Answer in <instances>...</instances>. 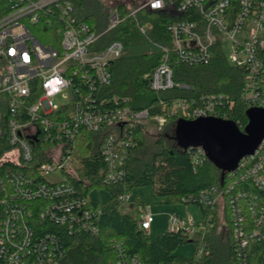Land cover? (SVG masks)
Instances as JSON below:
<instances>
[{
	"label": "built area",
	"instance_id": "built-area-1",
	"mask_svg": "<svg viewBox=\"0 0 264 264\" xmlns=\"http://www.w3.org/2000/svg\"><path fill=\"white\" fill-rule=\"evenodd\" d=\"M0 1L4 10L0 14V136L6 112L11 146L0 159V264H62L65 234L85 231L97 236L99 232V208L66 176H75L79 167L73 150L81 131L108 133L103 179L109 185L124 178L123 165L134 142L132 128L148 120L162 126L165 119L102 92L112 84V63L124 52L119 41L101 44L121 23L116 12L110 26L97 31L78 18L72 0ZM154 3L142 0L131 13L136 18L147 9L170 18L169 45L153 42L164 53L160 65L147 76L153 91L188 88L175 82L174 65H207L221 49L231 65L246 71L242 96L247 104L264 108V0H160L159 7ZM136 22L146 35V27ZM233 105L222 94L189 96L176 99L171 114L185 120H232ZM191 149L195 166L208 160L203 148ZM54 174L60 178L49 180ZM229 175L222 186L202 189L183 202L212 210L220 203L227 206L237 264H247L249 246L264 241V139ZM118 200L122 205L133 204L134 199L124 193ZM139 211V228L149 235L154 215L147 207ZM168 221V231L195 240L194 251L201 258L206 251V224L178 214ZM112 247L116 260L109 264H142L122 241H114Z\"/></svg>",
	"mask_w": 264,
	"mask_h": 264
},
{
	"label": "trees",
	"instance_id": "trees-1",
	"mask_svg": "<svg viewBox=\"0 0 264 264\" xmlns=\"http://www.w3.org/2000/svg\"><path fill=\"white\" fill-rule=\"evenodd\" d=\"M76 5V14L82 21L89 23L97 31L110 26V18L117 13L121 23L110 30L102 39L101 44L107 45L119 41L124 45V52L111 65L112 84L104 88L105 96L127 99V105L135 110H148L150 116H161L165 123L160 126L150 120L137 124L132 128L133 148L125 160V171L122 182L104 183L107 166L103 154V144L108 133L95 134L82 130L75 144L73 153L79 164L75 176L66 173L70 182L79 193L90 199L94 190H105L110 198L105 202L90 201L94 208H99L97 236L83 231L65 234L63 245L66 254L62 264H109L115 262L114 241H122L127 252L139 256L142 264H237L235 243L229 233L227 241L222 243L212 237L217 228V213L211 208L201 207L202 219L207 229L206 251L201 258L196 256V248L192 256L177 255L180 246L186 245L191 239L183 232L158 234L154 239L139 228L140 207L147 205L140 199L133 200L132 213H125L118 200L119 195L131 193L133 188L150 186L153 194L163 198L167 204L184 203L183 198L196 194L202 189L224 184L230 180L229 173L214 166L209 160L195 166L193 149L179 148L174 137V129L178 120L172 116V103L178 98L205 94H222L234 102L231 111L232 120L244 130L248 124L246 115L250 106L242 96L246 82V71L230 64L226 54L217 49L211 62L204 66L190 67L183 64L174 65V80L188 88L156 92L149 84V76L162 62L164 53L158 48H151V42L169 45L166 29L170 21L168 15L150 10H142L136 15L132 11L142 0H130L115 4L111 8L104 0H72ZM2 4V2L0 1ZM1 8V5H0ZM4 10L0 9V14ZM139 20L147 27L146 36L137 28ZM44 40L42 37H40ZM44 42V41H43ZM146 46V47H145ZM114 104V103H113ZM6 112L2 115V135L0 136V159L10 150L7 138ZM153 125L161 132L157 140L158 149L151 154L150 160L135 166L141 160L138 152L146 147V125ZM172 132L162 133L167 128ZM2 169H0V172ZM35 170L31 171L34 174ZM192 204V203H185ZM226 224L230 223L227 206L224 208ZM53 231H59L53 227ZM211 234V235H209ZM197 242H199L197 240ZM197 247V246H196ZM247 264H264V241L251 244L248 248Z\"/></svg>",
	"mask_w": 264,
	"mask_h": 264
},
{
	"label": "water",
	"instance_id": "water-1",
	"mask_svg": "<svg viewBox=\"0 0 264 264\" xmlns=\"http://www.w3.org/2000/svg\"><path fill=\"white\" fill-rule=\"evenodd\" d=\"M246 115L248 124L244 130L233 120L216 117L178 119L174 129L176 143L183 150L201 147L215 167L225 173L234 172L264 139V108L251 107Z\"/></svg>",
	"mask_w": 264,
	"mask_h": 264
},
{
	"label": "rangeland",
	"instance_id": "rangeland-1",
	"mask_svg": "<svg viewBox=\"0 0 264 264\" xmlns=\"http://www.w3.org/2000/svg\"><path fill=\"white\" fill-rule=\"evenodd\" d=\"M129 2L130 0H104L105 4H108L111 6H115L117 3L121 2ZM147 29V27H146ZM144 35V34H143ZM146 36V35H144ZM146 38H148L146 36ZM149 43L151 45V48H154V43L149 40ZM146 47V46H145ZM156 48V47H155ZM227 49V48H225ZM146 147L142 150H140L137 154L138 157H140V161L135 166H140L142 163L150 160L151 154L154 150L158 149L157 146V140L160 137L161 132H158L157 129L153 125H146ZM171 133V128H167L162 133ZM14 160H17V158H14ZM60 177L58 175H52L49 176V180L56 181ZM132 200L135 198H138L142 200L147 205V210L154 215V222L152 224V228L150 230V238L154 239L158 234L164 233L169 229V216L178 214L182 217L189 216L193 219L194 222H198L202 219V212L201 207L197 204H167L165 203L163 198L157 197L153 194V188L150 186H141V187H135L133 188L131 192ZM110 198V195L105 190H94L90 194V199L92 201L101 203L105 202ZM133 204L132 202H126L122 204L121 209L124 212L132 213L133 211ZM224 206L222 203H220L217 206L216 213H217V228L214 231V234L212 237L214 239L221 241L222 243L227 241L228 236V227L226 224V218L224 217ZM211 235V234H209ZM195 243H188L186 245L180 246L176 254L177 255H183L186 257H190L193 255L195 250Z\"/></svg>",
	"mask_w": 264,
	"mask_h": 264
},
{
	"label": "clouds",
	"instance_id": "clouds-1",
	"mask_svg": "<svg viewBox=\"0 0 264 264\" xmlns=\"http://www.w3.org/2000/svg\"><path fill=\"white\" fill-rule=\"evenodd\" d=\"M154 6L159 7L161 6L160 0H155Z\"/></svg>",
	"mask_w": 264,
	"mask_h": 264
}]
</instances>
